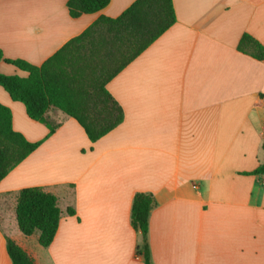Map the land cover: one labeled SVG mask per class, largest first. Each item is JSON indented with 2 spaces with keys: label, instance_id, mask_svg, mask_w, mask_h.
Wrapping results in <instances>:
<instances>
[{
  "label": "crops",
  "instance_id": "obj_1",
  "mask_svg": "<svg viewBox=\"0 0 264 264\" xmlns=\"http://www.w3.org/2000/svg\"><path fill=\"white\" fill-rule=\"evenodd\" d=\"M69 0H0L4 57L40 66L100 16L135 0H111L73 19ZM177 21L107 89L123 122L92 143L73 118L51 109L30 119L0 86L13 127L42 144L0 182V264H13L6 238L35 264H145L132 226L136 193H152V264H264V61L238 50L244 34L264 46V0H173ZM5 75L27 76L6 62ZM40 187L62 211L47 248L25 236L16 207ZM68 209L75 211L68 214Z\"/></svg>",
  "mask_w": 264,
  "mask_h": 264
},
{
  "label": "trees",
  "instance_id": "obj_2",
  "mask_svg": "<svg viewBox=\"0 0 264 264\" xmlns=\"http://www.w3.org/2000/svg\"><path fill=\"white\" fill-rule=\"evenodd\" d=\"M111 0H69L73 19L98 13ZM177 21L173 0H135L120 16H100L83 33L72 38L42 65L6 59L0 50V63L6 62L27 76L0 72V86L14 101L25 105L27 115L46 124V114L59 110L84 129L92 143L99 141L124 120V112L107 89L108 83L131 64ZM238 50L264 61V46L244 34ZM43 141L30 142L13 127V114L0 103V182L29 157ZM253 174H264V164ZM156 205L152 193H136L132 204V226L143 237L138 253L145 264H152L148 244L149 219ZM68 214L74 215L73 209ZM16 216L19 229L29 237L39 233V243L47 248L57 234L62 211L58 198L40 187L24 188L18 193ZM13 264H35V260L14 240L6 238Z\"/></svg>",
  "mask_w": 264,
  "mask_h": 264
},
{
  "label": "built area",
  "instance_id": "obj_3",
  "mask_svg": "<svg viewBox=\"0 0 264 264\" xmlns=\"http://www.w3.org/2000/svg\"><path fill=\"white\" fill-rule=\"evenodd\" d=\"M261 135H262V137H263V139H264V124H263L262 127H261Z\"/></svg>",
  "mask_w": 264,
  "mask_h": 264
}]
</instances>
